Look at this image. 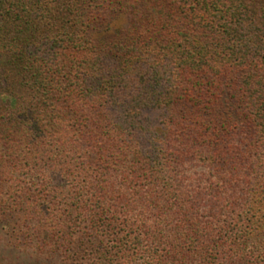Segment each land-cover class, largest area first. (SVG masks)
Segmentation results:
<instances>
[{"label":"trees","instance_id":"16d2710c","mask_svg":"<svg viewBox=\"0 0 264 264\" xmlns=\"http://www.w3.org/2000/svg\"><path fill=\"white\" fill-rule=\"evenodd\" d=\"M0 219L48 262L264 264V0H0Z\"/></svg>","mask_w":264,"mask_h":264},{"label":"rangeland","instance_id":"374dc122","mask_svg":"<svg viewBox=\"0 0 264 264\" xmlns=\"http://www.w3.org/2000/svg\"><path fill=\"white\" fill-rule=\"evenodd\" d=\"M13 225V220L5 222L0 219V264H36L37 261L38 264H60L58 258L48 262L44 255L40 254L41 244L39 242L42 239L34 240L29 246L25 244H28L27 240H17L16 235L18 234L14 233L13 227L15 226Z\"/></svg>","mask_w":264,"mask_h":264}]
</instances>
